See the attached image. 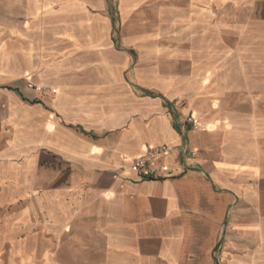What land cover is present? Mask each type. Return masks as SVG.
Instances as JSON below:
<instances>
[{"label":"crops","instance_id":"obj_1","mask_svg":"<svg viewBox=\"0 0 264 264\" xmlns=\"http://www.w3.org/2000/svg\"><path fill=\"white\" fill-rule=\"evenodd\" d=\"M117 1L0 0V264H264V41L223 40L233 0Z\"/></svg>","mask_w":264,"mask_h":264},{"label":"rangeland","instance_id":"obj_2","mask_svg":"<svg viewBox=\"0 0 264 264\" xmlns=\"http://www.w3.org/2000/svg\"><path fill=\"white\" fill-rule=\"evenodd\" d=\"M159 1L153 0L136 8L137 13L146 15L143 28L151 30L164 24V21H156L152 16L160 7ZM221 6L222 28L236 32L237 36L226 34L223 40L232 45L242 44L258 46L264 41V0H233ZM109 13L116 24L120 19V10L117 0H111ZM164 27V26H163ZM251 53H248V55Z\"/></svg>","mask_w":264,"mask_h":264},{"label":"built area","instance_id":"obj_3","mask_svg":"<svg viewBox=\"0 0 264 264\" xmlns=\"http://www.w3.org/2000/svg\"><path fill=\"white\" fill-rule=\"evenodd\" d=\"M184 123L193 129H197L200 126L193 114L186 115ZM172 150V146L163 144L159 148L137 157L133 167L142 178L156 179L175 176L177 173L174 172L171 166L164 162V159L171 154ZM181 153L183 158L187 159L194 157L197 150L182 147Z\"/></svg>","mask_w":264,"mask_h":264}]
</instances>
